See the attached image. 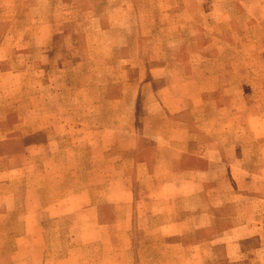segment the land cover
I'll return each mask as SVG.
<instances>
[{
  "label": "rangeland",
  "instance_id": "obj_1",
  "mask_svg": "<svg viewBox=\"0 0 264 264\" xmlns=\"http://www.w3.org/2000/svg\"><path fill=\"white\" fill-rule=\"evenodd\" d=\"M135 1V9L131 10L139 14L140 23L134 32L129 27L131 22L135 23V14L133 21L128 17L126 23L122 21L124 27L118 22L116 33L107 36L98 34V24L92 19L82 21L75 16V27L85 22V28L95 34L90 52L67 56L59 51L55 55L57 66L47 68L46 58L42 57L45 53L30 51L28 67L20 66L18 59L5 62L14 64V68L0 67V159L18 155L25 146L31 151L28 161L33 155L31 146L35 138L28 135L31 128L26 132L28 136L22 134L20 124L24 122L33 126L35 119H42L43 122H38L41 124L53 118L55 122L68 121L73 126L81 123L126 126L134 122L130 113L137 106L135 118L138 122L132 129L136 140L131 148L122 146L121 149L123 168H128L132 158L142 159L145 155L143 152L150 138L145 136L144 125L156 129L149 112H156L157 100L166 99V103L172 105L171 97L181 91L177 82L172 81L179 75L177 64H181L182 93L193 91L196 86L199 90L218 91L219 110L212 112L208 105L202 108L200 117L207 133L226 144L224 153L232 152L231 156L224 154L222 164L213 166L206 191L196 197V204H191V207H202L196 213L198 216L209 215L206 210L213 208L210 216L213 221L218 220L217 226L195 233L184 228L182 234L189 229V238L209 239L219 232L220 238L214 245L198 247L200 244L187 242L182 246V242H177L180 235L168 232L163 226L189 220L191 214L183 213L179 217L181 205L170 194L162 195V190L156 188L157 181L137 180L131 173L133 178L127 180L134 186L136 200V264H228L227 240L255 235H259V239L264 237V0ZM102 7V4L96 5L100 11ZM120 8L115 4L111 6L112 11ZM23 24L32 26L34 21L30 18ZM103 41L105 45L99 46ZM125 45H128L127 50H121ZM110 47L119 50H104ZM66 63H73L75 67L65 68ZM209 75L218 76V88L214 81L204 79ZM191 76H195L196 86L187 83ZM124 91L126 103L109 102L108 98L122 97ZM242 93L249 99L243 100ZM106 95L109 96L107 100ZM207 95L208 100L214 97V94ZM152 106L156 108L149 110ZM52 108H71L74 114L52 115ZM212 114L224 118L215 132L209 130L213 125L205 124V118ZM186 118L190 122L188 115ZM75 130V142L68 149L70 155L67 165L64 160V170L68 167V171L75 172L78 177L85 162V167L90 166L98 172L100 159L108 158L111 153L81 142V135L77 128ZM56 151L55 155L66 156L65 151ZM232 158L238 170L234 175L240 179L236 180L234 188L244 195L234 196L231 189L233 165L228 161ZM57 160L61 165V159L57 157L55 162ZM3 163L9 162L0 160V170ZM243 172L247 175L243 176ZM83 184H86L83 179H75V187ZM91 186L98 188L99 181L93 179ZM186 199L182 196V207L187 206ZM1 207L0 200V221ZM248 225H252L249 230L237 232L238 227ZM80 229L73 230L76 239ZM260 246L261 240L241 245L240 252L245 253L246 264L251 263L250 253ZM201 254L202 259L196 258Z\"/></svg>",
  "mask_w": 264,
  "mask_h": 264
},
{
  "label": "crops",
  "instance_id": "obj_2",
  "mask_svg": "<svg viewBox=\"0 0 264 264\" xmlns=\"http://www.w3.org/2000/svg\"><path fill=\"white\" fill-rule=\"evenodd\" d=\"M101 4L102 11L96 8V5ZM114 4L120 6V10L112 11L111 6ZM135 5V0H0V67L9 65L14 68V64L5 63L14 59L20 61V66L28 67L30 51L45 53L42 57L46 58L47 68L57 66L55 55L59 51L67 56L80 51L90 52L92 36L95 34L90 28H85V22L75 27L74 17L82 21L92 19L98 24V34L107 36L116 33L118 22L126 23L128 17L133 21L135 14V23L131 22L129 27L133 31L140 23L139 14L131 10L135 9ZM30 18L34 21L32 26L23 24ZM123 22L122 27L125 26ZM104 45L103 41L99 46ZM127 46L121 50H127ZM104 50L119 49L110 47ZM64 67L74 68L75 65L66 63ZM177 67L179 75L172 81L177 82L181 91L171 97L172 105H168L166 99L157 100L156 112H149L156 122V129L144 125L145 136L150 138L146 141L148 146L143 152L145 155L142 159L132 158V164L126 165V169L123 168L121 149L122 146L131 148L136 140L132 129L138 122L135 118L137 106L130 113L134 122L126 126L119 123L92 126L81 123L73 126L68 121L55 122L53 118L41 124L38 122H43L42 119H35L34 127L25 122L20 124V131L25 137L32 135L35 138L33 145H30L34 153L28 161L31 151H27L25 146V150L22 148L18 155L0 159L10 163H3V169L0 170V264H136V200L134 186L127 180L133 178L130 177L131 173L137 180L157 181L156 188L162 190V195L170 194L181 205L178 209L179 217L183 213L191 214L189 220H177L163 226L168 232L180 235L178 243L182 242V246L187 242L196 243L201 247L218 242L219 232L209 239H202V236L189 238V229L185 235L182 233L184 228H190L193 233L209 231L218 224V220L215 218L213 221L210 216L213 208L206 210L209 215L198 216L196 213L202 207H191V204H196V197L206 191L213 175V166L223 163L224 154H232L224 153L227 150L226 144L212 133H207L204 120L200 117L202 108L208 105L212 112H217L220 99L217 90L197 89L195 76H191L192 80L187 83H194L196 89L182 93V65L177 64ZM204 79L214 81L218 88V76L209 75ZM207 94H214V97L208 100ZM125 96L124 91L122 97L108 98L106 95L105 98L110 103L122 105L127 102ZM242 98L249 99L243 93ZM150 108L153 110L156 107ZM51 114L72 116L74 109L52 108ZM187 115L190 122L187 121ZM223 120L219 115L212 114L210 118H205V124H210V127L213 125L214 128L209 130L215 132L218 131L216 126ZM75 128L81 135V142L111 153L108 158L100 159L98 172L90 166L85 167V162L78 177L75 172L68 171V167L64 170V160L67 165L70 155L68 149L75 142ZM28 129L30 134L27 135ZM57 149L65 151L66 156L55 155ZM57 157L61 159V165L58 160L55 162ZM50 159L52 161L48 163ZM228 162L233 165V195H241L243 193H237L234 188L236 180L240 181L234 175L238 171L234 167L235 161L232 158ZM246 175L243 172V176ZM76 178L83 179L86 184L75 187ZM93 179L99 181L98 188H92ZM182 196L188 198L186 207H182ZM251 227L241 226L236 230L244 231ZM76 228H81L77 239L73 234ZM258 236L227 240L228 264H246L245 253L240 252L241 245L251 241L259 243V240L261 246L250 253L251 263L247 264H264V237L259 239ZM196 258L202 259V254Z\"/></svg>",
  "mask_w": 264,
  "mask_h": 264
}]
</instances>
